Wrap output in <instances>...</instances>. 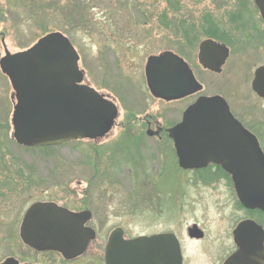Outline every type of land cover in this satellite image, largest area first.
Returning <instances> with one entry per match:
<instances>
[{"label":"rangeland","instance_id":"1","mask_svg":"<svg viewBox=\"0 0 264 264\" xmlns=\"http://www.w3.org/2000/svg\"><path fill=\"white\" fill-rule=\"evenodd\" d=\"M243 2L249 23L260 28L258 16L251 12L252 3ZM236 4L237 0H0V58L4 55L2 40L14 54L31 47L44 33L59 32L79 55L85 83L115 102L117 124L150 116L172 127L188 103L153 99L145 85L144 66L147 57L177 49L193 65L207 94L220 91L235 96L255 125L264 149V104L242 82L250 77L243 65L252 62L241 63V70L229 63L221 76L212 77L194 65L198 44L206 38L204 30L210 23L223 30L234 29L229 15ZM12 94L8 79L0 72V176L15 172L18 181L16 206L0 205V262L14 245L10 221L16 215L18 228L23 212L37 200H50L71 211H91L97 245L120 227L127 238L173 231L186 247V264H221L217 252L233 250L232 230L243 214L226 180L182 173L174 161L164 165L156 158L149 162L150 155L167 153L144 133L137 136L136 129L132 137L143 138L141 155L147 162H134V156L127 158L128 152L116 145L122 133L117 125L96 141L51 148L18 146L12 139ZM144 167L146 178L141 183L138 177ZM159 205L167 213L162 214ZM192 224L205 234L201 242L187 241L186 230ZM87 261L88 257L81 264H91Z\"/></svg>","mask_w":264,"mask_h":264},{"label":"water","instance_id":"2","mask_svg":"<svg viewBox=\"0 0 264 264\" xmlns=\"http://www.w3.org/2000/svg\"><path fill=\"white\" fill-rule=\"evenodd\" d=\"M256 5L264 21V0H256ZM1 43L0 72L13 90L12 139L18 146L44 148L95 141L111 131L118 109L84 82L79 55L66 36L48 33L14 54ZM219 48L212 41L200 44L198 60L204 69L219 73L226 58L221 51L222 60H212V52L218 54ZM145 78L156 98L174 100L200 90L182 60L170 52L148 57ZM256 86L264 98V68L256 73L255 90ZM170 136L180 169L220 166L231 176L241 206L264 212V155L257 139L233 118L223 99H198L170 130ZM90 219L88 211L74 213L54 203H37L26 212L20 236L26 245L39 250L64 254L73 247L70 255L75 257L95 238L94 231L84 227ZM188 234L189 238L203 237L196 225ZM120 235L121 230H116L109 238L106 264H181L179 243L173 235L130 241L116 239ZM232 236L237 251L224 264H264V230L259 225L243 221ZM4 264L15 263L8 260Z\"/></svg>","mask_w":264,"mask_h":264},{"label":"flooded vegetation","instance_id":"3","mask_svg":"<svg viewBox=\"0 0 264 264\" xmlns=\"http://www.w3.org/2000/svg\"><path fill=\"white\" fill-rule=\"evenodd\" d=\"M239 1L240 2H238V0H237V4H236L237 9L233 10L231 15H229V24L234 25L233 30H236V32L239 31L238 34H233V36H232L231 32L233 30L220 29L216 24L212 25V26H208L207 27L208 30H204V36H206V38L203 39L198 44L197 53L195 55V64L194 65L205 76L209 75L212 77V76H221L224 73V69H225L226 65H228L229 63L237 64L234 66V68L235 69L239 68V70H241V68H242L241 63H243V62L248 63L249 61H251L252 62L251 66L243 65L245 67V70L246 69L249 70L250 77L244 78L242 80V82H244L245 84H249V88H248L249 92L252 93L254 95V97L257 98L258 101H261V103L264 104V98L259 96L258 93L256 92L258 89L257 86H256V90L254 89V82L256 79V73L260 69L264 68V21L262 20V18L260 16L259 9L257 8V5H256V0H248V1L250 3H252L251 12H254L258 16V19H259L260 24H261L260 28H257V27H255L254 24L249 23L250 20H248L246 18L247 17L246 15H248L249 12L247 10H245V8H244L243 0H239ZM204 41H212L216 45H218V47H220L219 48L220 50H218V54H216V51L212 52V60L214 62L217 61V63H218L222 60V58L220 59L221 51L223 53H226V58L224 59V63L221 65V67L219 69V73L204 69L199 64V60H198L199 46ZM177 44L178 43L176 42L175 45H177ZM189 44L192 45L193 41L189 42ZM176 50L172 49L171 51H166V52H170L172 55H174L177 58H179L180 60H182V62L186 66L187 71L192 74V77H193L195 83L198 86H200V90L196 91V92H191L190 94H187L181 98L174 99V100H166V99H162V98H156L150 93L149 88L147 86V81L145 78V66H144L145 85H146V88L148 90L149 95L153 99H155L159 102H162V103H166V104H169V103L177 104L181 101H186V103H188V105H186L184 107L183 112L180 116V121L178 123H176L175 125H173L172 127H169V126L163 124V122H159L158 120H156L155 118L150 117V116H146V117L140 119L138 122L126 121V122H123L121 124H117L115 121V125L120 126V129L122 131V133L119 134V137L115 140L116 145H119V147H123L124 152H128L127 154H125L127 158L134 156L135 157L134 162H137L138 164H145L147 162V160L149 162H153L152 161L153 159L161 158L164 165L167 164L168 160H169V162L174 161L175 167L178 168L180 171H182V173H189V174L199 175V176H209L213 180H218V179L226 180L229 183V188L232 191V195L234 197L235 205L238 208V211L243 214L242 219L238 220V222L236 223L233 230L237 227V225L240 222L246 221V220L254 221L257 225H259L264 230V212L257 210V209L256 210H246L241 206V204L239 203V201L236 197L231 176L228 173H226L220 166L209 164L208 166H206L205 168H202V169L187 170V171H184V170L179 168L174 142L170 136V130L173 129L176 125H178L181 122L184 112L200 98L220 97L221 99H223L224 102L226 103L231 115L233 116V118L237 122H239L241 124V126L246 131H248L254 137H256L263 155H264V149L262 148V145L260 144V140L256 134V129L254 128L255 125L250 123L249 116L244 111H242L244 109L242 108V106H240L239 103H237L238 101L235 99V96L233 94L225 95L220 91L216 92L214 94H210V95L207 94L205 92V88H204L203 83L198 78L197 73H195L193 65L190 63V61L188 59L185 58V56H183L181 53L178 52V50L177 51ZM234 52L236 53V55ZM160 54H162V53H160ZM160 54L152 55V56H159ZM147 59H148V57H147ZM147 59H146V61H147ZM145 65H146V63H145ZM244 83H241V84H244ZM192 84H193V82H192ZM112 101H113V99H112ZM118 116H119V112H118ZM115 125L113 126V128L115 127ZM135 129H136L137 136H140V134L144 133V135L146 136L147 139L156 140L157 143H159L158 146L162 147L161 152L163 151L167 154L166 155H157V156L150 155L149 157H147L148 159L145 160V158L141 155L142 154L141 153L142 147H143V145H142L143 138L138 139V138L132 137V133L134 132ZM131 148H133V149H131ZM132 151H133V153H130ZM156 152H157V150H156ZM164 170L166 171V167ZM165 171H164V174H165ZM141 173H142V175H140V176H142V177H138V180L141 179L139 182L145 183V180L142 181L143 179L146 178L145 177V173H146L145 167H144L143 171H141ZM3 174L5 176H0V203H1L0 205L1 206H3L4 204L5 205H8V204L13 205L14 204L15 205V204H17V200H16V194H17V189H18L16 186L18 183L17 176H15V172H4ZM171 193L172 192L170 191V194ZM37 203H54V204H56L62 208H65V207H63V206H61L55 202H52L50 200H46V201L45 200H37L35 202H32L27 207V209L23 212L22 218L20 220V225L18 228H17L18 218L16 215H14L12 221H10V223H9L10 224L9 225V230H10L9 236L14 242L12 253L10 255L6 256L4 258V260L0 262V264H4L8 260H12L15 264H81L82 261L86 257H88L87 262H90L91 264H106V248H107V245L109 242V238L111 237V234L116 230H121V232H122V235H120V237L117 236L116 239L119 238V239H122L124 241H130V240L136 239L138 237H150L153 235H173L179 243L180 252H181L180 253L181 254V264H186V257H185L186 256L185 253L187 252L186 247L183 245V242L178 238V236L171 230L155 233L152 235H140V236H136V237L127 238L124 234L123 229H121L120 227H116L115 229H113L110 232V234L108 235L107 239L104 242H100L97 245L95 243L97 241V231L91 225V223L93 221V214L89 210L71 211V210L65 208V209H67L71 212H74V213H80V212L88 211L91 214V219L84 224V227L93 230L95 233V238L89 242V244L87 245V247L83 251V253L76 255L75 257L74 256L71 257L72 255H70V254L72 253L73 247H69V251H66L64 254L61 252H57V251L39 250V249L30 247L22 241L21 236H20V229H21V225H22V222L24 220V217L26 215V212L28 211V209L32 205L37 204ZM159 211L162 214L165 212L167 213V209L163 205H159ZM168 220L169 221L172 220V214L169 216ZM194 225L199 227V225H197V224H194ZM192 226H193V224H192ZM233 230H232V232H233ZM186 233L188 236L189 235L188 229L186 230ZM204 239H205V234L203 233L202 238H198V239L197 238H189V236H188L187 241L189 243H197V242H201ZM92 246H93V249L90 250L92 248ZM187 248H188V252H189L191 248L189 246ZM236 250H237V248L235 245L233 247V250L228 254H225L227 252H225L224 250L221 249L219 252H217V256H218L217 261L221 262V264H224L226 259L228 257H230ZM66 256H67V258H66Z\"/></svg>","mask_w":264,"mask_h":264},{"label":"trees","instance_id":"4","mask_svg":"<svg viewBox=\"0 0 264 264\" xmlns=\"http://www.w3.org/2000/svg\"><path fill=\"white\" fill-rule=\"evenodd\" d=\"M212 25H215V24H211V23H210L208 26H212ZM45 34H47V33H44L43 36H44Z\"/></svg>","mask_w":264,"mask_h":264}]
</instances>
